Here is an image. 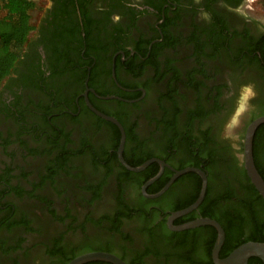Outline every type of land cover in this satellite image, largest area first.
I'll use <instances>...</instances> for the list:
<instances>
[{
    "label": "flooded vegetation",
    "instance_id": "af4514ba",
    "mask_svg": "<svg viewBox=\"0 0 264 264\" xmlns=\"http://www.w3.org/2000/svg\"><path fill=\"white\" fill-rule=\"evenodd\" d=\"M256 7L264 13V0H48L37 19L31 16L22 53L0 83V147L29 137L26 121L41 119V134L32 140L45 142L47 176L64 173L66 183H81L89 206L80 218L64 210L66 231L40 219L21 234V216L3 204L0 264H65L85 245L127 264H214L213 226L176 230L168 224L172 212L197 198L200 175L181 174L160 196L145 197L144 182L138 186L143 170H128L118 158L119 127L89 104L122 125L128 164L147 157L165 162L163 186L173 170L205 172L203 200L172 225L216 215L224 231L218 256L225 257L224 225L234 207L264 217L243 166L244 131L238 147L220 136L231 78L252 79L257 89L252 101L260 111L248 123L264 115V14H249ZM252 152L255 166L264 169V124L255 130ZM85 156L97 173L76 162ZM14 170L8 163L0 167V202L12 192L33 193L13 184ZM104 197L112 204L96 211Z\"/></svg>",
    "mask_w": 264,
    "mask_h": 264
},
{
    "label": "rangeland",
    "instance_id": "374dc122",
    "mask_svg": "<svg viewBox=\"0 0 264 264\" xmlns=\"http://www.w3.org/2000/svg\"><path fill=\"white\" fill-rule=\"evenodd\" d=\"M33 1L35 2V8L31 11L32 21L38 18L42 8L48 4V0ZM249 14L262 18L264 13H262L260 7H256L254 10L249 9ZM230 82L232 96L228 108L221 117L220 136L238 147L245 125L254 114L260 111V109L255 108V103L252 101L257 93L252 79H240L237 81L231 78ZM244 94L247 95L244 108L238 114L235 121L231 123L239 105V101ZM26 122L28 124L27 129H30L29 133H27L29 137H18L16 143L6 150L0 147V167L8 163L15 169L12 175L17 179L12 181L13 184L21 183V190L26 189L33 193L29 196L22 194L21 197H18L13 192L9 193L1 199L0 207H4L3 204H11L10 206L14 207L16 217L21 216V219L28 220V222L32 221L31 224L33 225L40 219L49 221L53 223L56 232L66 231V225L62 223L63 221L61 219L64 210L67 209L80 218L89 206L86 203V194L81 188V183H66V174L64 173H60L54 178H48L47 164L50 157H48V154L43 153L46 146L45 142L41 141L37 145H34L32 140L34 136L41 134L43 123L41 119L32 118H29ZM34 125L41 126V128L35 130ZM21 139L25 141V143H23L24 146H21ZM79 161L83 163L82 166L87 172L97 173L98 169L93 164L90 156L77 158L76 162ZM67 172L71 173V171L68 170ZM109 198L110 197H104L103 200L99 201L98 204H96L97 206H94L97 209L96 211H107L111 203ZM3 213L6 214V211ZM24 229L25 227L21 225V234L24 233ZM73 235L74 237L80 236V231H75ZM29 242L37 243L34 237H31Z\"/></svg>",
    "mask_w": 264,
    "mask_h": 264
},
{
    "label": "water",
    "instance_id": "95a60500",
    "mask_svg": "<svg viewBox=\"0 0 264 264\" xmlns=\"http://www.w3.org/2000/svg\"><path fill=\"white\" fill-rule=\"evenodd\" d=\"M243 98V97H242ZM239 101V105L236 109V113L234 114V117L232 118L233 123L238 116V114L243 110L244 103L243 100ZM89 106L91 109L97 113L99 116L108 119L112 122H114L120 129L121 137L120 142L117 149V155L121 162V164L127 168L128 170L139 172L144 170L149 164L153 162H157L160 165L159 171L146 180L144 184L141 186V192L145 197L148 198H156L163 194L165 190L170 186V184L173 182V180L178 177L181 174L187 173V172H196L201 177V188L200 192L196 198V200L188 205L185 208L179 209L177 211H174L171 213V215L168 218V224L170 228L176 229V230H183V229H189L194 228L202 225H210L213 226L217 230V236L214 241L213 247H212V259L214 264H248V260L250 257H258L262 263L264 264V240L263 241H246L238 246H236L233 250H231L225 257H219L218 253L219 250L223 244L224 241V231L221 225L212 218L209 217H198L195 219H192L190 221H187L181 225L173 226L172 225V219L185 215L192 210L196 209L198 205L201 203L205 196L206 187H207V177L205 172L198 168L193 166L184 167L179 170H173L174 173L171 176V178L168 180V182L157 192L155 193H148L146 192L147 186L152 184L156 179H158L163 171L164 166L166 165L165 162L157 157H152L147 160H145L143 163L137 165V166H131L129 165L122 156L124 141H125V133L123 130L122 125L114 118L107 116L94 107H92L90 104ZM264 124V115L258 116L254 119H252L247 126L245 127L243 139H242V160H243V166L246 171V174L251 182V184L254 186V188L257 190L259 195L264 199V179L258 172L254 159H253V152H252V142H253V136L255 133L256 128L260 125ZM91 261H105L112 264H127L122 259H120L117 255L102 251V250H93V251H86L82 252L76 256H74L72 259H70L66 264H85Z\"/></svg>",
    "mask_w": 264,
    "mask_h": 264
},
{
    "label": "trees",
    "instance_id": "16d2710c",
    "mask_svg": "<svg viewBox=\"0 0 264 264\" xmlns=\"http://www.w3.org/2000/svg\"><path fill=\"white\" fill-rule=\"evenodd\" d=\"M34 8L35 2L33 0H0V83L7 75L10 74L15 62L22 53L29 31L33 27L30 19L31 11ZM263 112L264 109H262L261 113ZM149 158L152 157H147L144 160L135 163H129V165L137 166ZM156 166L157 165L155 163H151L142 172H139L140 175L142 174V180L138 186L157 173L158 168ZM256 168L264 179V169H261L257 166ZM128 174L132 176L134 172H128ZM48 177L51 178L52 175H49ZM162 187L163 177L161 178L160 176L159 179H157L148 187L147 192L155 193ZM250 189H252L251 192H254L256 195H258V205L262 210H264V199L259 195L253 185L250 187ZM233 210L235 216L232 218L230 217L227 223L224 225L226 230V240L223 246V256H226L231 250L243 242L250 240H264V217H259L255 210H247V214L245 215L241 213L239 208L234 207ZM209 215L210 218H216V215L214 214ZM14 223L18 224V222ZM14 223L9 224L13 225ZM21 225L27 226L28 221L21 219ZM244 228L249 229L248 235L244 239H241L240 236L242 235ZM91 247V245H85L82 247L80 252H74L70 256H66V262L82 252L93 251ZM248 264L263 263L258 257H250Z\"/></svg>",
    "mask_w": 264,
    "mask_h": 264
},
{
    "label": "bare ground",
    "instance_id": "6f19581e",
    "mask_svg": "<svg viewBox=\"0 0 264 264\" xmlns=\"http://www.w3.org/2000/svg\"><path fill=\"white\" fill-rule=\"evenodd\" d=\"M245 98H246V94H244V96H243V103L245 102Z\"/></svg>",
    "mask_w": 264,
    "mask_h": 264
}]
</instances>
